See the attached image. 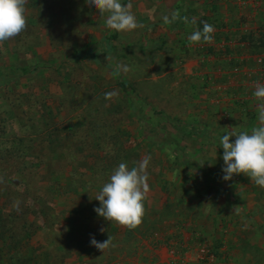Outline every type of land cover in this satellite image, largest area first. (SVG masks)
I'll return each mask as SVG.
<instances>
[{
	"label": "rangeland",
	"instance_id": "1",
	"mask_svg": "<svg viewBox=\"0 0 264 264\" xmlns=\"http://www.w3.org/2000/svg\"><path fill=\"white\" fill-rule=\"evenodd\" d=\"M129 2L144 27L117 32L86 0H28L26 30L0 43V264H264V188L244 175L223 180L220 144L223 128L250 133L258 116L229 96L218 117L207 86L231 76L209 74L215 53L188 39L228 17L240 32L247 17L233 0H121ZM250 5L252 28L231 39L251 34L264 68V0ZM173 11L181 19L165 24ZM21 68L34 72L4 82ZM146 155L141 225L98 216L95 197L113 170ZM108 236L104 252L90 243ZM200 247L213 259L197 261Z\"/></svg>",
	"mask_w": 264,
	"mask_h": 264
},
{
	"label": "clouds",
	"instance_id": "2",
	"mask_svg": "<svg viewBox=\"0 0 264 264\" xmlns=\"http://www.w3.org/2000/svg\"><path fill=\"white\" fill-rule=\"evenodd\" d=\"M28 0H0V43L12 39L26 30ZM86 2L99 11L101 15L108 13L106 25L117 32H130L144 25L137 21L131 11L132 4H122L121 0H86ZM165 24H171L181 19L178 11H173L162 17ZM184 23H197L196 17L189 19L183 17ZM215 34L214 25L203 22L202 30L197 28L188 37L193 44L200 42L212 43ZM115 70L127 72V66L117 64ZM119 91L106 92L104 98L112 100L118 97ZM254 97L260 101L257 107L259 126L253 127L251 132L242 131L237 133L231 127L223 128L225 134L220 138L223 148L224 175L223 180L230 181L234 175H244L256 185L264 188V84L255 85ZM235 137L234 142L232 138ZM152 157L146 155L141 160L134 162L132 168L121 162L113 170L109 182L102 186L95 199L100 206L94 211L106 221L128 229H135L142 223L145 215L144 201L150 191L148 168ZM2 182V181H0ZM20 201H14L13 207L19 210ZM104 229H101L103 233ZM90 243L99 251L104 252L112 245V238L102 242L94 237Z\"/></svg>",
	"mask_w": 264,
	"mask_h": 264
},
{
	"label": "crops",
	"instance_id": "3",
	"mask_svg": "<svg viewBox=\"0 0 264 264\" xmlns=\"http://www.w3.org/2000/svg\"><path fill=\"white\" fill-rule=\"evenodd\" d=\"M233 1L236 4V9L239 11L238 16L241 17L243 14H245V16L247 17L246 24L239 23L240 27H242L243 25L245 27L243 26L241 28L242 30L239 32V30H237V27L239 25L236 24L235 26L237 27L235 28L232 25L234 19H232L231 17L225 18L224 23L226 24V26L215 30V38L213 39V42L210 44H200V49H198V52H200L204 48H207V52L215 53V55L213 56H208V63L205 64V70L209 72V74H216V78L218 77L217 74H219L221 79H228L231 76L229 82L230 84L227 81V84L224 82L225 84L223 85L216 84L214 86V83L209 84V82L207 86L209 95L208 97H210L211 99L208 104L211 107L213 106L216 110H219V118L226 117V112L224 110L225 107L229 105L227 104L230 101L229 96L234 100H238L240 98L242 100H247L249 108L252 109L258 116L257 107L260 101H258L254 97L253 93L255 91V85L257 83L264 84V68L257 63L258 54L254 53L252 51V48L250 50L249 41L251 38V34L248 35V37H245L246 35H239L241 36V39H236L237 42L231 39L232 32H237L238 36V34L247 33L248 30L252 28L251 24L249 23L251 17L255 14V5H250L252 0ZM202 46L204 48H202ZM225 46L226 48H224ZM211 47L213 48L211 49ZM228 50H230V53L227 56ZM191 62L193 63V61H189L184 65L185 71H190L194 66H191ZM227 72L230 74L229 76H226ZM256 124H258V120ZM148 259L150 261L154 260L152 258Z\"/></svg>",
	"mask_w": 264,
	"mask_h": 264
},
{
	"label": "trees",
	"instance_id": "4",
	"mask_svg": "<svg viewBox=\"0 0 264 264\" xmlns=\"http://www.w3.org/2000/svg\"><path fill=\"white\" fill-rule=\"evenodd\" d=\"M160 48V46L159 47H157V49H159ZM91 51L90 52H88V53H86V57H91V58H93V56L94 55H92L93 54V52H98V51H100V49L97 47V46H94L93 48H91L90 49ZM102 51V50H101ZM8 69H6V71H7ZM10 71H8V73H6L5 75H4V82H7V81H12V80H18V79H21L22 77H25V76H27V75H30L31 73H33L34 72V69H30V68H21V69H18L17 70V75L16 74H12V75H10V73H9ZM124 86V85H123Z\"/></svg>",
	"mask_w": 264,
	"mask_h": 264
},
{
	"label": "built area",
	"instance_id": "5",
	"mask_svg": "<svg viewBox=\"0 0 264 264\" xmlns=\"http://www.w3.org/2000/svg\"><path fill=\"white\" fill-rule=\"evenodd\" d=\"M262 59L261 58H257V63H258V65H262ZM171 252H173V251H171ZM197 258H198V260L197 261H202V260H212L213 259V257L212 256H209L208 255V252H207V250L204 248V247H200V248H198L197 249ZM173 263H174V259H172L171 260ZM204 262H207V261H204Z\"/></svg>",
	"mask_w": 264,
	"mask_h": 264
}]
</instances>
